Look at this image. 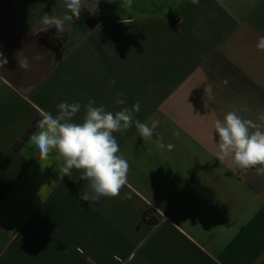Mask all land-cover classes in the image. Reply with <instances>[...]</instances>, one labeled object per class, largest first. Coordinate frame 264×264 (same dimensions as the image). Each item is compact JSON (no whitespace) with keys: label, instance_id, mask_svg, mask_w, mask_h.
Here are the masks:
<instances>
[{"label":"crops","instance_id":"1","mask_svg":"<svg viewBox=\"0 0 264 264\" xmlns=\"http://www.w3.org/2000/svg\"><path fill=\"white\" fill-rule=\"evenodd\" d=\"M82 3L97 25L54 51L41 17H62L64 0H0V264H264V175L221 163L214 133L227 111L262 123L264 0ZM90 99L113 112L139 101L134 119L158 120L151 140L135 124L114 134L128 181L97 203L29 141L42 112L79 102L81 122Z\"/></svg>","mask_w":264,"mask_h":264},{"label":"clouds","instance_id":"2","mask_svg":"<svg viewBox=\"0 0 264 264\" xmlns=\"http://www.w3.org/2000/svg\"><path fill=\"white\" fill-rule=\"evenodd\" d=\"M191 2L197 4L199 0ZM64 4L66 12L62 17L43 14L41 22L46 30L54 27L57 33H63L66 24L75 23L80 18L82 0H64ZM257 48L264 51V38L259 40ZM43 58V54L36 53L33 60ZM5 64L7 59L0 52V67ZM30 67L28 58H18L19 69L27 71ZM205 91H210V86ZM122 95L117 94L116 105H125ZM81 108L79 102L64 101L57 105L56 114L42 112L36 121L37 130L29 141L37 151L39 161H47L55 153L59 160L58 170L63 176H71L73 170L78 171L80 179L88 182L87 190L79 199L97 203L101 198L117 197L128 181L130 165L121 154L114 134H123L135 124L139 136L143 140H151L158 120L153 117H149L148 122L134 119L140 111L139 101L131 108L122 107L113 112L103 105L96 106L90 99L83 105L85 115L81 122H76L74 117ZM258 119L262 123L244 119L236 111H227L222 119L215 120L214 133L219 137L216 157L221 163L228 160L234 169L246 172L255 168L258 175H264V114H260ZM162 140L163 137L158 140L161 148L165 147Z\"/></svg>","mask_w":264,"mask_h":264},{"label":"trees","instance_id":"3","mask_svg":"<svg viewBox=\"0 0 264 264\" xmlns=\"http://www.w3.org/2000/svg\"><path fill=\"white\" fill-rule=\"evenodd\" d=\"M82 22L87 23L91 28H94L97 25L96 20L85 10L84 7H82L80 18L76 20L75 23L66 24L65 31L63 33H57L56 29L52 28L45 32L40 33L38 36L52 50L58 51L62 48V46L66 42L69 29ZM35 126H36V121L33 125V129L35 128Z\"/></svg>","mask_w":264,"mask_h":264}]
</instances>
